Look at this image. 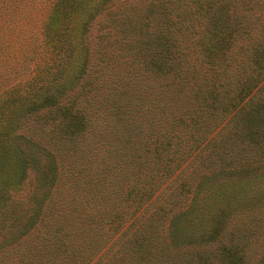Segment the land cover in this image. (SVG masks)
Masks as SVG:
<instances>
[{
  "label": "trees",
  "instance_id": "1",
  "mask_svg": "<svg viewBox=\"0 0 264 264\" xmlns=\"http://www.w3.org/2000/svg\"><path fill=\"white\" fill-rule=\"evenodd\" d=\"M24 38L0 264H264V0H38Z\"/></svg>",
  "mask_w": 264,
  "mask_h": 264
},
{
  "label": "rangeland",
  "instance_id": "2",
  "mask_svg": "<svg viewBox=\"0 0 264 264\" xmlns=\"http://www.w3.org/2000/svg\"><path fill=\"white\" fill-rule=\"evenodd\" d=\"M1 1V0H0ZM6 3L12 2V0H5ZM19 1V11L15 13L11 6L0 7V18L3 16L10 22V28H6L5 25L0 29V40H4L2 45H10V47H16L17 44L23 42L30 31H38V0H16ZM14 1L13 3H16ZM9 10V11H7ZM17 10V8H16ZM1 23V21H0ZM4 22L3 24H5ZM34 33H31L33 35ZM32 181V176H27L26 185L24 189L28 188Z\"/></svg>",
  "mask_w": 264,
  "mask_h": 264
}]
</instances>
